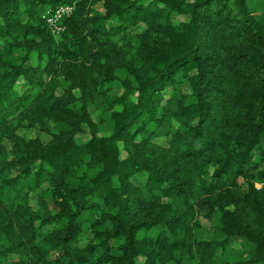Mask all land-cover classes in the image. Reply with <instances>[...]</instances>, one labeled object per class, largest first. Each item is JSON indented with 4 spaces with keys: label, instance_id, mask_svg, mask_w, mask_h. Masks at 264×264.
Segmentation results:
<instances>
[{
    "label": "trees",
    "instance_id": "obj_1",
    "mask_svg": "<svg viewBox=\"0 0 264 264\" xmlns=\"http://www.w3.org/2000/svg\"><path fill=\"white\" fill-rule=\"evenodd\" d=\"M263 179L264 0H0V264H264Z\"/></svg>",
    "mask_w": 264,
    "mask_h": 264
},
{
    "label": "rangeland",
    "instance_id": "obj_2",
    "mask_svg": "<svg viewBox=\"0 0 264 264\" xmlns=\"http://www.w3.org/2000/svg\"><path fill=\"white\" fill-rule=\"evenodd\" d=\"M142 26L141 25H137V27H133L130 30L131 31H138L140 30ZM22 33V32H20ZM23 50L22 49H17V57L22 55ZM119 75V74H118ZM120 76V75H119ZM184 90L188 91V86L184 85ZM103 116L105 118H103ZM93 119H95L96 121H99V117H102V122L98 123L97 126L98 128L101 130V132H105L107 131V129L110 127L109 121H108V116L106 114H97L96 112H94L92 114ZM22 134L26 137L30 136V135H38L42 138H44L45 140H47L49 137L43 133H41L40 131L36 130V129H31L28 131H22ZM87 136H83V135H78L77 139L78 141H83L86 139ZM134 181L136 182H142L143 178L142 176H135L133 178ZM242 180H240L241 182ZM32 185V180H22L21 183L19 184L20 187L23 188V191H26L27 189L31 188ZM34 195V194H33ZM198 221V225L195 226L194 229H192L189 233V239L191 240L192 238L194 239H210L213 235V228H214V224L217 223V221H210L208 218H203L200 217L197 219ZM154 231L150 230L147 232H143L144 235H150L153 236L154 235ZM244 247H246V244L243 242L242 238H235L233 242L230 243V248L231 249H235L234 250V254L237 253V258L240 256L239 254H241L242 250L244 249ZM139 260H141L139 258ZM156 261L160 264H172L171 260H167V257L165 255L164 252L158 254Z\"/></svg>",
    "mask_w": 264,
    "mask_h": 264
},
{
    "label": "built area",
    "instance_id": "obj_3",
    "mask_svg": "<svg viewBox=\"0 0 264 264\" xmlns=\"http://www.w3.org/2000/svg\"><path fill=\"white\" fill-rule=\"evenodd\" d=\"M73 11V4L62 3L53 9H48L42 14V18L54 35H59L63 29V19L70 15ZM255 187L258 189H264V179L262 181L255 182Z\"/></svg>",
    "mask_w": 264,
    "mask_h": 264
}]
</instances>
